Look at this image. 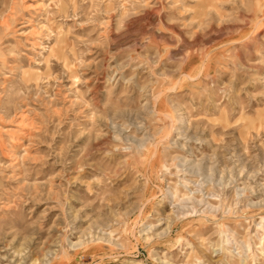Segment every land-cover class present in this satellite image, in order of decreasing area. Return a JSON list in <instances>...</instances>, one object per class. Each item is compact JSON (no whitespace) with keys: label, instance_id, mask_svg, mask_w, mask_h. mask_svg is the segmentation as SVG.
<instances>
[{"label":"rangeland","instance_id":"1","mask_svg":"<svg viewBox=\"0 0 264 264\" xmlns=\"http://www.w3.org/2000/svg\"><path fill=\"white\" fill-rule=\"evenodd\" d=\"M0 264H264V0H0Z\"/></svg>","mask_w":264,"mask_h":264}]
</instances>
